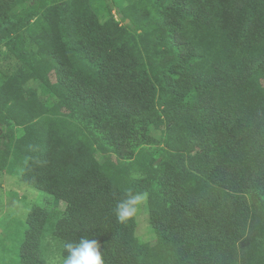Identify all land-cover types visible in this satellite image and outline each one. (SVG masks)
Masks as SVG:
<instances>
[{
    "label": "trees",
    "instance_id": "1",
    "mask_svg": "<svg viewBox=\"0 0 264 264\" xmlns=\"http://www.w3.org/2000/svg\"><path fill=\"white\" fill-rule=\"evenodd\" d=\"M100 1L0 0V172L66 204L29 214L21 263L51 231L104 264H264V0H130L125 26ZM129 194L155 245L117 219Z\"/></svg>",
    "mask_w": 264,
    "mask_h": 264
},
{
    "label": "rangeland",
    "instance_id": "2",
    "mask_svg": "<svg viewBox=\"0 0 264 264\" xmlns=\"http://www.w3.org/2000/svg\"><path fill=\"white\" fill-rule=\"evenodd\" d=\"M96 7L104 6L110 9L105 16H101L102 22L106 19H112L120 26H125L129 21H125L124 9L129 5L130 0H104ZM15 63V57L7 48H0V89L9 83V76L12 74L11 67ZM24 92L20 95L28 97L27 91L32 89L36 97L42 102L46 98L42 95L41 82L30 79L23 86ZM10 105L14 101L9 102ZM6 112V111H5ZM51 116L52 113H46ZM34 127V123H32ZM163 137V130L157 133V139ZM97 158L101 161V156ZM34 209H41L49 215L61 217L66 209L63 201L54 196L34 189L20 180L18 175H10L0 172V264H22L20 254L22 245L28 230V217ZM136 222V241L139 245H155L158 236L153 229L148 214V202L146 197L138 207L134 217ZM42 250L45 258V264H63L62 246L63 243L56 240L51 231H46L45 238L42 241Z\"/></svg>",
    "mask_w": 264,
    "mask_h": 264
},
{
    "label": "clouds",
    "instance_id": "3",
    "mask_svg": "<svg viewBox=\"0 0 264 264\" xmlns=\"http://www.w3.org/2000/svg\"><path fill=\"white\" fill-rule=\"evenodd\" d=\"M144 199L143 194H129L121 200L116 207L117 219L126 222L138 211V207ZM63 250V264H104L99 244L95 239L81 237L78 241H65Z\"/></svg>",
    "mask_w": 264,
    "mask_h": 264
}]
</instances>
